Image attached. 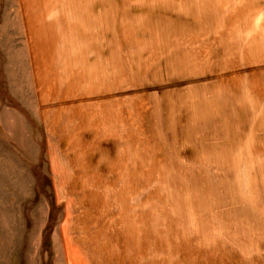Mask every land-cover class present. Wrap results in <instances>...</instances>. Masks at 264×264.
I'll return each instance as SVG.
<instances>
[{"label":"rangeland","instance_id":"obj_1","mask_svg":"<svg viewBox=\"0 0 264 264\" xmlns=\"http://www.w3.org/2000/svg\"><path fill=\"white\" fill-rule=\"evenodd\" d=\"M0 264H264V0H0Z\"/></svg>","mask_w":264,"mask_h":264}]
</instances>
